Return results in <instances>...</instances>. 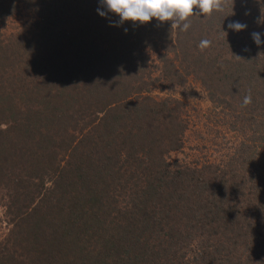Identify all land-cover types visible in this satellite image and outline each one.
I'll list each match as a JSON object with an SVG mask.
<instances>
[{
	"label": "trees",
	"instance_id": "obj_1",
	"mask_svg": "<svg viewBox=\"0 0 264 264\" xmlns=\"http://www.w3.org/2000/svg\"><path fill=\"white\" fill-rule=\"evenodd\" d=\"M188 22L0 0V264H264V0ZM195 84L237 134L222 162L170 160L187 104L155 90L197 98Z\"/></svg>",
	"mask_w": 264,
	"mask_h": 264
},
{
	"label": "rangeland",
	"instance_id": "obj_2",
	"mask_svg": "<svg viewBox=\"0 0 264 264\" xmlns=\"http://www.w3.org/2000/svg\"><path fill=\"white\" fill-rule=\"evenodd\" d=\"M26 11H23L22 19L15 20L12 24L9 20L5 21V27H8L7 34H10L13 26L20 28L18 22L28 21L24 18ZM23 24V23H22ZM30 25H25L23 29L26 31ZM197 98H185L177 92H161L160 87L155 90V94L160 96L173 95L176 98L186 101L185 109L186 119L189 121V129L185 135V147L182 151L175 152L170 156V160L187 162H203L205 159L213 162H220L227 159L228 155L233 152L232 148L238 141L237 134L230 130L231 118L227 116L228 112L214 105L207 93L197 84ZM222 162V161H221ZM7 191L0 190V243L4 241L8 233L7 208L3 200V195L6 196Z\"/></svg>",
	"mask_w": 264,
	"mask_h": 264
},
{
	"label": "clouds",
	"instance_id": "obj_3",
	"mask_svg": "<svg viewBox=\"0 0 264 264\" xmlns=\"http://www.w3.org/2000/svg\"><path fill=\"white\" fill-rule=\"evenodd\" d=\"M107 12L113 13L120 18V22L131 21L133 23L147 24L155 19L161 23L171 21L172 29L184 32L190 28L188 18L193 15L209 14L213 11H224L225 0H102ZM199 9L194 14V9ZM98 12L101 16L105 12ZM247 27L240 22L229 23L228 28L234 31H242ZM253 41L259 46L262 43L261 33L253 32ZM211 41L203 39L198 47L206 49ZM251 103V95L244 97L243 106Z\"/></svg>",
	"mask_w": 264,
	"mask_h": 264
}]
</instances>
